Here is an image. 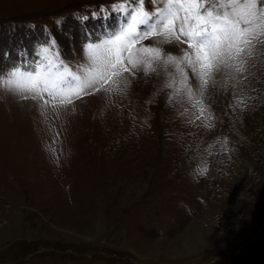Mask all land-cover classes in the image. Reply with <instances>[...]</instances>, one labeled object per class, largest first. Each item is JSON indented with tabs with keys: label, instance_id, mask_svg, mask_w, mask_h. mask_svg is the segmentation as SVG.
Instances as JSON below:
<instances>
[{
	"label": "rangeland",
	"instance_id": "374dc122",
	"mask_svg": "<svg viewBox=\"0 0 264 264\" xmlns=\"http://www.w3.org/2000/svg\"><path fill=\"white\" fill-rule=\"evenodd\" d=\"M165 3L0 0V264H264V45L244 74L223 69L202 94L187 65L185 80L163 63L192 50L160 35L134 46L160 58L124 73L120 93L103 90L124 88L109 77L53 108L59 97L9 83L47 66L44 47L53 71L83 75L88 43L134 9L153 23Z\"/></svg>",
	"mask_w": 264,
	"mask_h": 264
},
{
	"label": "snow or ice",
	"instance_id": "6c2138e0",
	"mask_svg": "<svg viewBox=\"0 0 264 264\" xmlns=\"http://www.w3.org/2000/svg\"><path fill=\"white\" fill-rule=\"evenodd\" d=\"M156 16L158 18L149 24L152 16L143 8L134 9L130 19L116 34L101 43H88L87 54L91 67L81 76L71 74L67 78V67L62 72L53 71L57 68L53 63V54L44 47L40 51L47 66L38 64L34 72L16 70L12 72L15 79L9 83L35 100H42L45 93L53 101L59 97V104H53V108H66L109 77H113V84H123L124 88L109 87L103 90L120 93L128 86V78L124 73L132 75L143 66L147 74L154 70L151 61L160 58L159 48L134 46L152 35H160L164 37L163 43L175 41L186 44L192 50L191 53L185 52L181 59L168 55L163 63L173 65L182 77L184 73L180 66L187 65L199 77L202 94L213 74L223 69L244 74L248 59L256 54L258 45H264V39H261L264 37V0H213L209 7H205L201 0H166L164 8ZM141 25H146L147 29L140 31ZM149 53L153 54L150 59ZM235 74L232 79L239 83ZM66 94H71L67 100ZM44 103L47 105L49 100ZM200 111H205L202 105ZM207 119L211 121L212 117ZM206 126L210 127L211 124ZM204 171L206 169H202L201 174Z\"/></svg>",
	"mask_w": 264,
	"mask_h": 264
}]
</instances>
